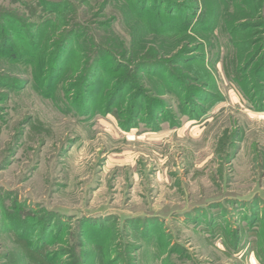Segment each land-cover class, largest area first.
<instances>
[{"label":"rangeland","instance_id":"1","mask_svg":"<svg viewBox=\"0 0 264 264\" xmlns=\"http://www.w3.org/2000/svg\"><path fill=\"white\" fill-rule=\"evenodd\" d=\"M3 35L0 264H264V0H0Z\"/></svg>","mask_w":264,"mask_h":264},{"label":"trees","instance_id":"2","mask_svg":"<svg viewBox=\"0 0 264 264\" xmlns=\"http://www.w3.org/2000/svg\"><path fill=\"white\" fill-rule=\"evenodd\" d=\"M146 2H147V0H145ZM50 4H46V6H49ZM154 6V5H153ZM168 9H169V5H167V7H166V11H168ZM6 14H7V12H2V16H6ZM4 33V32H3ZM2 33V34H3ZM3 39L2 40H0V52H3V51H5L6 49H8V50H10L12 47L11 46H9V44H8V37H6V35H3ZM59 48L60 47H62V43H60L59 45ZM10 48V49H9ZM61 52V51H60ZM12 57H13V55H12ZM34 60V59H33ZM250 65V61L246 64V68L248 67ZM56 77H57V74H56V72L55 73H53V74H50V75H48V76H45L44 77V79L42 78V81L44 82H42V84H44V86H42V88H45L46 90H48V91H50V92H52V91H55V88H56V86H55V83H56ZM245 89V88H244ZM245 91H246V89H245ZM253 92H255V91H253ZM259 95H257L256 97H258ZM255 97V98H256ZM116 101H117V98L116 99H111L110 100V102L111 103H109V106L107 107V108H112L113 107V105L116 103ZM162 100H157V105L159 106V107H161V105L162 104H164L163 102H161ZM253 101L255 102V100L253 99ZM134 105H135V112L134 113H132L131 111L129 112V115L127 116V118H126V120H130V121H127V125H131L132 124V122H133V120H134V117H135V115H136V112H138V111H140V115H141V113L143 114V113H146L145 111H144V109L142 108V107H140V105H138L137 106V102H135L134 103ZM258 105V104H257ZM115 109H117L118 110V107H116ZM258 109H262V110H264V105H258ZM124 117V115H121L120 116V118H123ZM145 118V119H144ZM143 119L146 121V123H147V125L148 126H152V127H154V128H158L157 127V125H156V127L153 125V122H157V120L155 121V115H153V114H144V117H143ZM124 118H123V120H121V122H124ZM152 120V121H151ZM131 127V126H130ZM31 129H32V131H31V134H32V137L34 138V137H39V136H41L43 133H51L52 131H51V129L48 127V126H46L44 123H43V121H39L38 123H32V126H31ZM231 137V135H226L225 136V139L226 138H230ZM210 225H211V222L209 221V223H207V226L208 227H210ZM42 261L43 262H45V256H42Z\"/></svg>","mask_w":264,"mask_h":264}]
</instances>
